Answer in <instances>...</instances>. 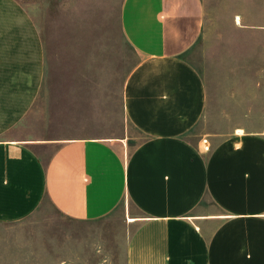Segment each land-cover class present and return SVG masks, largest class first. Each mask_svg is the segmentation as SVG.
Returning <instances> with one entry per match:
<instances>
[{
    "label": "crops",
    "instance_id": "obj_1",
    "mask_svg": "<svg viewBox=\"0 0 264 264\" xmlns=\"http://www.w3.org/2000/svg\"><path fill=\"white\" fill-rule=\"evenodd\" d=\"M203 24L202 0H123L122 34L140 60L122 85V131L64 117L28 136L44 48L25 8L0 0V223L44 202L77 221L127 204L125 264H264V130L237 128L208 150L189 138L211 99L183 57Z\"/></svg>",
    "mask_w": 264,
    "mask_h": 264
},
{
    "label": "rangeland",
    "instance_id": "obj_2",
    "mask_svg": "<svg viewBox=\"0 0 264 264\" xmlns=\"http://www.w3.org/2000/svg\"><path fill=\"white\" fill-rule=\"evenodd\" d=\"M16 1L33 19L45 56L40 93L20 124L24 135L64 117L89 121L102 135L120 133L122 85L140 60L122 34L123 0ZM202 2V32L183 57L207 80L211 99L189 138L215 142L237 128L264 130V0ZM243 109L254 115L240 116ZM127 130L138 135L130 124ZM132 214L126 204L77 221L44 202L20 221L0 223V264H125Z\"/></svg>",
    "mask_w": 264,
    "mask_h": 264
},
{
    "label": "built area",
    "instance_id": "obj_3",
    "mask_svg": "<svg viewBox=\"0 0 264 264\" xmlns=\"http://www.w3.org/2000/svg\"><path fill=\"white\" fill-rule=\"evenodd\" d=\"M201 141H202V143L204 145L205 150H208L209 143H208L207 139L206 138H203V139H201Z\"/></svg>",
    "mask_w": 264,
    "mask_h": 264
},
{
    "label": "bare ground",
    "instance_id": "obj_4",
    "mask_svg": "<svg viewBox=\"0 0 264 264\" xmlns=\"http://www.w3.org/2000/svg\"><path fill=\"white\" fill-rule=\"evenodd\" d=\"M129 220H131V218H129Z\"/></svg>",
    "mask_w": 264,
    "mask_h": 264
}]
</instances>
